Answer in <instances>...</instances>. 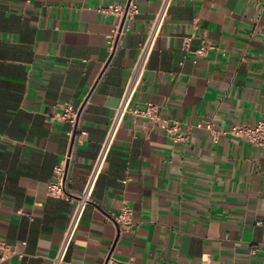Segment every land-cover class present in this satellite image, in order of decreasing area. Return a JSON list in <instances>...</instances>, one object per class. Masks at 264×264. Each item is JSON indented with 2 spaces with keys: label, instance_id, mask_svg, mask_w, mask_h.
Here are the masks:
<instances>
[{
  "label": "crops",
  "instance_id": "obj_1",
  "mask_svg": "<svg viewBox=\"0 0 264 264\" xmlns=\"http://www.w3.org/2000/svg\"><path fill=\"white\" fill-rule=\"evenodd\" d=\"M29 1L0 0V241L21 255L0 264L55 256L74 202L48 194L53 170L70 153L81 193L161 3L136 0L111 43L102 10L128 0ZM147 103L187 141L126 113L64 264H264V150L229 134L264 120V0H172L130 109Z\"/></svg>",
  "mask_w": 264,
  "mask_h": 264
},
{
  "label": "built area",
  "instance_id": "obj_2",
  "mask_svg": "<svg viewBox=\"0 0 264 264\" xmlns=\"http://www.w3.org/2000/svg\"><path fill=\"white\" fill-rule=\"evenodd\" d=\"M26 0V3H29ZM172 0H161L159 9L155 14L154 20L151 24L148 36L140 49L139 58L128 78L126 87L121 97L120 103L115 110L109 127L105 134L104 140L99 148L97 157L94 161L92 169L89 173L85 186L80 194L74 196L70 195L66 190L65 177H66V164L70 160V153L66 156L61 165L56 166L53 170L52 180L48 183L47 192L50 196L74 202L72 213L69 217L67 226L63 232L61 242L57 248L55 256L50 260L49 264H64L68 250L74 240L75 234L79 228L86 207L91 202L92 191L96 179L105 164L108 152L111 148L112 142L119 130L121 121L126 113H129L134 118L146 119L151 124L158 125L165 129L166 134L174 143H184L187 141L188 136L179 130L176 123L169 124L166 120L160 119L157 115V107L151 103L145 104L142 108L130 109V103L138 85L144 61L153 45V42L159 32L160 27L166 17L168 9ZM104 14H111L118 18L120 27L116 30L111 38V43L119 38L128 28V24L138 14V7L136 0H128L123 6L116 5L102 10ZM199 51L198 53H201ZM62 113L55 118L68 123L71 128L77 124V111L72 106L65 104L61 106ZM196 128H205L212 131V124L210 122H202L196 125ZM229 134L235 138H243L251 145L264 150V120L257 123L254 127L247 126L233 127ZM68 138H73L74 133L71 129L67 134ZM80 143V138L77 139ZM109 220L112 221L119 228H128L132 223V214L129 209L123 208L117 214H109ZM18 255L6 243L0 241V261L7 260L9 257ZM20 258L21 255H18ZM200 264H210L209 258H202Z\"/></svg>",
  "mask_w": 264,
  "mask_h": 264
}]
</instances>
